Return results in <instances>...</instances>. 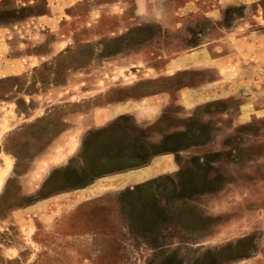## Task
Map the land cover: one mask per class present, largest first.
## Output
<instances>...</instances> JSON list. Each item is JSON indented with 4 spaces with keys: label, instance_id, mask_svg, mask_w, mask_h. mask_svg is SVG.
Returning a JSON list of instances; mask_svg holds the SVG:
<instances>
[{
    "label": "rangeland",
    "instance_id": "1",
    "mask_svg": "<svg viewBox=\"0 0 264 264\" xmlns=\"http://www.w3.org/2000/svg\"><path fill=\"white\" fill-rule=\"evenodd\" d=\"M156 25L179 27L158 35L175 43L169 54L191 49L209 66V101L199 92L187 112L169 107L162 126L157 150L176 157L144 182L99 179L87 200L60 170L46 180L111 96L117 64L156 66ZM126 26L145 30L121 39ZM200 41L208 49L195 52ZM201 78L182 72L175 84ZM218 83L223 98L211 100ZM8 159L0 264H264V0H0V173Z\"/></svg>",
    "mask_w": 264,
    "mask_h": 264
},
{
    "label": "crops",
    "instance_id": "2",
    "mask_svg": "<svg viewBox=\"0 0 264 264\" xmlns=\"http://www.w3.org/2000/svg\"><path fill=\"white\" fill-rule=\"evenodd\" d=\"M137 14L142 13L138 12ZM177 28L179 27L156 25V48L163 51V54H156V66L148 65L146 68H140L141 65L135 67V64L131 63L130 68H128V63H120L117 64L118 66L114 64L116 69L109 75L112 83L105 91V94L109 96L111 94V96L106 97V101L102 104L92 106L90 119L82 127L77 128L78 138L75 139L70 157L61 164L52 166L49 174L45 177L46 180L51 177L54 171L60 170L62 178L67 182L71 177L77 179L74 184L76 187L70 190L86 191L89 187L95 185L99 179L117 174L122 175V178L127 180L126 186H129L144 182L160 174V159L162 156L171 153L176 157L174 152L157 150L164 143L163 141L170 136L162 128L170 113H173L170 112L169 107L179 106L181 107V113H185L195 104L194 102L198 100V96L200 99L202 98L200 101L198 100L201 104L209 101V78H207L209 66L200 59L195 58L194 53L190 52L191 49L187 52L169 54L168 50L172 51L175 43L167 42L163 44L162 38L159 39L160 36L158 35L166 31L172 32ZM132 30L143 31L145 29L143 27L126 26L116 35L121 39L126 38V35ZM191 48L197 52L208 49V46L200 41ZM162 61H164L163 64ZM193 71L200 72L202 82L198 83L196 88L191 85L177 87L175 84L177 74L182 72L189 74ZM219 89L218 83L216 97L211 100L218 101L223 98L222 93H219ZM198 93L200 95L194 101V96ZM174 113L179 114L178 112ZM121 121L124 122L123 125L113 127L116 123L120 124ZM148 128H152L151 133L153 134L149 144L156 147V152H151L150 156L146 158L144 133ZM129 130L140 132V138L134 136L126 138V135L124 137V132ZM130 141L131 143H129ZM112 142L116 144L115 149L105 150V147ZM127 147L131 148L128 149ZM99 152H101V158L98 160L102 164L97 169L98 166L94 163L92 157L95 156L94 153ZM113 154L122 155L120 157L122 166L116 168L115 171L112 170L114 165L111 163ZM156 161L159 162L158 166ZM106 167L109 171L101 172ZM83 196L82 200H87L96 196V194L93 196L86 191Z\"/></svg>",
    "mask_w": 264,
    "mask_h": 264
},
{
    "label": "bare ground",
    "instance_id": "3",
    "mask_svg": "<svg viewBox=\"0 0 264 264\" xmlns=\"http://www.w3.org/2000/svg\"><path fill=\"white\" fill-rule=\"evenodd\" d=\"M10 166H11V161L8 159L7 161H5V168H4V170L0 173V184H1V182H2V180L4 178V176H5V174L7 173L8 169L10 168Z\"/></svg>",
    "mask_w": 264,
    "mask_h": 264
}]
</instances>
